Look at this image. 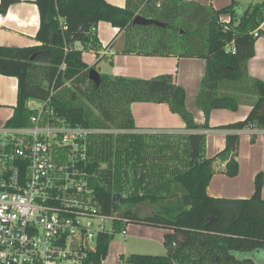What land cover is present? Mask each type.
I'll return each instance as SVG.
<instances>
[{
  "label": "trees",
  "instance_id": "16d2710c",
  "mask_svg": "<svg viewBox=\"0 0 264 264\" xmlns=\"http://www.w3.org/2000/svg\"><path fill=\"white\" fill-rule=\"evenodd\" d=\"M19 2L1 0L0 14ZM35 3L40 13L36 36L40 45L0 46V75L18 80V104L7 125L27 126L35 112L26 109V103L39 100L46 102L51 121L104 131L90 138L87 159L77 166L87 173L101 213L112 215L121 209V220H115L113 234L97 239L86 264H103L114 236L129 224L168 230L167 254L122 256L123 264H264V174L257 175L250 199L213 198L207 193L217 173L216 163L225 165L227 177L239 175V134H228L225 149L207 158L203 134H189L181 142L108 133L136 129L132 112L136 103L167 105L189 131L210 129L214 110L237 111L240 105L251 103L245 120L219 128L264 130V81L252 78L248 71L259 37L254 34L264 23V1L246 10L237 0L222 9L185 0H127L125 7L106 0ZM138 16L168 27L134 25ZM224 16L229 21H223ZM101 22L124 33L125 54L204 59L197 105L205 123L195 122L186 105V91L173 75L146 80L104 74L99 86L91 81L89 72L95 67L83 60L77 44L100 46L95 32ZM106 161L111 164L104 169ZM130 167L132 172H128ZM113 175L130 178L126 197L111 190ZM147 202L157 205L153 214L135 211ZM208 218L213 220L207 225Z\"/></svg>",
  "mask_w": 264,
  "mask_h": 264
},
{
  "label": "built area",
  "instance_id": "2783aa9c",
  "mask_svg": "<svg viewBox=\"0 0 264 264\" xmlns=\"http://www.w3.org/2000/svg\"><path fill=\"white\" fill-rule=\"evenodd\" d=\"M45 107L30 100L25 108L35 114L27 126L0 127V264H86L97 239L121 220L101 213L77 166L91 135L104 131L51 121ZM127 226L120 236H128Z\"/></svg>",
  "mask_w": 264,
  "mask_h": 264
},
{
  "label": "crops",
  "instance_id": "0c3cea01",
  "mask_svg": "<svg viewBox=\"0 0 264 264\" xmlns=\"http://www.w3.org/2000/svg\"><path fill=\"white\" fill-rule=\"evenodd\" d=\"M106 1L108 3L117 2L121 5L119 7H125L127 4V0ZM185 1L209 6L208 2H204L205 0ZM237 1L241 6L243 1H246L250 6L255 5L256 2V0ZM35 2L36 0H21V2L11 5L7 12L3 14L5 15V21L0 24V46L27 48L40 45L36 40L37 33L40 29V13ZM209 2L214 9H222L229 6L232 0H209ZM244 10L246 9L244 8ZM229 19V16L222 17V20L226 22ZM104 24L110 25L111 27V36L114 37L112 41H104L99 34L100 27ZM260 30L264 32V23L261 25ZM260 30L258 31L260 35L255 45V56L248 62V71L252 78L264 81V35ZM95 33L100 46H95L91 43L85 48L81 44H77L83 50V60L90 67H95L96 70L99 69L100 71L98 72L101 75L105 74L146 80L161 75H173L176 83L186 91V105L188 110L194 115L195 122L198 125L205 123V115L197 105V95L206 70V61L204 59L176 56L146 57L134 54L128 55L123 53L125 38L124 33L120 32L119 29L112 27L109 23L101 22ZM87 55H90L89 58H87ZM103 60L109 62V67L104 71H102L103 69L101 67ZM0 89H2L0 91V107L7 106V100L10 99V93L12 92L15 94L16 103L18 104V80L16 78L0 75ZM251 110V103L240 105L237 111L229 109L214 110L209 119L210 129L189 131L186 129L182 118L173 114L167 105L136 103L132 105L136 129L128 131L109 130L108 133L115 132L121 135H134L146 138L170 137L169 140L171 141L181 140L182 142L183 137L189 134H203L207 130L209 133L203 134L206 136L207 158H213L222 152L226 147L227 135L237 133L240 135L238 157L239 175L235 178L227 177L223 174L225 165L216 163L215 169L217 173L212 178L207 193L213 198L250 199L255 193V180L257 175L260 173L264 174V130L245 129L237 132L220 129L219 127L245 120ZM8 121L4 125H7ZM97 134L91 135L90 138ZM164 141L166 140L164 139ZM262 197L264 199V187ZM136 208L135 211L141 215H151L156 211L155 208H152L148 213L143 214L142 211L140 213ZM127 230L128 236L124 238L132 237L135 240L132 241V245L128 248L123 246L115 250V248L110 246V257L113 260L108 264L123 263L120 260L125 255L126 250L130 255L162 254L159 256H164L167 254L164 241L165 235L169 233L168 230L136 224L127 226ZM128 256L125 255V257ZM103 264H106V262Z\"/></svg>",
  "mask_w": 264,
  "mask_h": 264
},
{
  "label": "rangeland",
  "instance_id": "374dc122",
  "mask_svg": "<svg viewBox=\"0 0 264 264\" xmlns=\"http://www.w3.org/2000/svg\"><path fill=\"white\" fill-rule=\"evenodd\" d=\"M116 1V0H114ZM262 1L264 0H256L255 4L257 3H261ZM204 2H208V5L211 6L209 0H205ZM111 4H114V5H118V6H121L119 3L115 2H111ZM250 6V4H248L246 1H243L242 3V8H245L247 9L248 7ZM99 34L100 36L102 37V39L104 41H112L114 39V37L111 36L112 34V31H111V27L110 25H107V24H104L102 27H100V30H99ZM90 55H87V58H89ZM101 67H102V71H104L107 67H109V62L107 60H103L101 62ZM97 71H100L99 69ZM2 89H0L1 91ZM11 96H10V99L7 100V106H4V107H0V126L2 127L11 117L14 116L15 112H16V96L15 94L12 92L10 93ZM38 105H34V108H37ZM115 133V132H114ZM113 135H121V134H113ZM114 137V136H113ZM97 139V138H96ZM114 152V150H113ZM110 161H106L103 163L104 165V169L108 168L110 166ZM112 165L115 166V161L112 160ZM178 166V165H177ZM173 168H175L174 165H172ZM112 168V166H111ZM170 168V167H169ZM169 168H168V172L167 174H169ZM116 173V170H114ZM105 172V171H104ZM128 172H132V169L130 167V169L128 170ZM104 183V182H102ZM131 181H130V178H126L125 176L122 177V179H118V177L115 175L112 176V180H111V190L113 192H118L120 191V193H122L125 197L129 194V185H130ZM152 208H157V205H152L151 203L147 202V203H143L141 205H139L136 210H138L140 213L141 211L144 213H148ZM114 217H121V209L119 210H116L113 212L112 214ZM132 225V224H130ZM122 229L121 231L123 230L124 228V225H122ZM129 226V225H128ZM121 232H119L118 234H116L112 240V243L110 246H112L113 248H115V250H117V248H120V247H129L130 245H132V241H134L135 239H133L132 237H129L127 239H125L124 237L120 236ZM116 246V247H115ZM110 249V248H109ZM162 253V252H161ZM110 250H109V254H108V257L107 259L104 261L106 262V264L110 263L113 258L111 259L110 257ZM125 255L128 256L130 255L129 252H125ZM123 255V256H125ZM159 255H162V254H159ZM164 255V254H163ZM121 261V260H120ZM103 262V263H104ZM122 262V261H121ZM123 264V263H121Z\"/></svg>",
  "mask_w": 264,
  "mask_h": 264
},
{
  "label": "water",
  "instance_id": "95a60500",
  "mask_svg": "<svg viewBox=\"0 0 264 264\" xmlns=\"http://www.w3.org/2000/svg\"><path fill=\"white\" fill-rule=\"evenodd\" d=\"M134 25H141V26H157L160 28H167L168 25L153 19H147L145 17L142 16H138L135 18L134 20ZM34 58H32L33 60ZM89 79L91 81H93L96 85H100L101 84V74L96 70V69H91V71L89 72ZM213 220V218H208L207 219V225L209 223H211V221Z\"/></svg>",
  "mask_w": 264,
  "mask_h": 264
}]
</instances>
